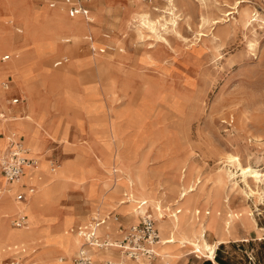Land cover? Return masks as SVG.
Listing matches in <instances>:
<instances>
[{
    "label": "rangeland",
    "instance_id": "1",
    "mask_svg": "<svg viewBox=\"0 0 264 264\" xmlns=\"http://www.w3.org/2000/svg\"><path fill=\"white\" fill-rule=\"evenodd\" d=\"M21 1L22 10L10 13L8 20L3 21L12 32L19 31V39L16 38L17 45L14 43L10 52L0 48V57L9 56L0 62V67L10 64L14 57L22 59L21 47L26 53L32 52L33 59L25 62L21 71L26 89L22 91L10 74H1L0 83L10 76L23 100L39 88L45 93L47 103L52 102L54 108L51 116L45 117L43 112L49 108L41 98L42 122H54V140L44 134L34 144L28 141L23 133L30 125L26 114L7 124L16 136L23 137L24 146L32 150V156H39L44 167L56 172L71 160L67 181L36 213L34 226L38 234L23 241L41 240L40 247L58 245L71 230L76 234V227L94 214L106 215L121 204L120 200H126L122 193L114 197L110 193L105 195L115 180L124 186V177H114L108 172L110 166L103 169L92 153L85 154L83 147L87 143L101 150L104 157L114 155L128 167L148 172L162 193L158 207L170 208V212L164 215L160 210V214L172 216L180 210L177 216L186 215L192 225L205 228L203 236L207 243L212 244L217 238L208 227L209 217H221L225 210L236 216L248 214L258 230L245 232L242 227L237 228L228 243L217 247L213 259L192 253L189 248L176 247L163 253L177 252L180 258H166L157 243L155 252L161 258L160 264H264V0H90L88 11L93 22L88 24L78 16L75 18L86 23L92 33L90 40L86 33L78 38L73 62L61 52L44 58V66L50 72L65 71L69 65L75 71L69 80L53 87L40 77L42 70L37 60L48 53L47 45L55 30L51 10L61 5L69 18L66 6L57 2L49 7L48 0ZM238 5L239 10L243 7L250 13L245 25L236 14ZM34 24L38 25L35 33H29L25 40L26 25L31 28ZM68 35L62 29L60 36ZM63 40H56L60 47L71 43L70 39ZM11 52L16 55H9ZM61 59L64 62L53 67V62ZM2 96L0 88V106L7 110ZM112 130L119 133L117 143L111 139ZM76 154L80 161L75 159ZM230 157H234L231 162ZM49 162L53 167L59 164V168H50ZM42 165L37 171L42 170ZM241 168L256 170L259 183L255 184L247 175L242 178ZM153 180L146 181L153 186ZM103 182L108 188L100 185ZM189 186L193 191L188 200L174 203L182 187L187 192ZM42 191L38 188L27 207ZM101 194L105 195L102 204ZM79 196L85 197L91 208L87 213H83ZM145 203L149 206L145 214L156 220L159 212H155L153 203ZM130 207L126 204L123 208ZM14 210L15 204L12 209L0 204V224L4 223L8 233L28 230V208V224L23 228L10 225ZM59 210L76 216L78 221L74 223L75 218L70 215L59 218ZM5 214L8 216L4 217ZM122 216H130L131 223H136L132 215ZM156 225L159 230L158 220ZM158 235L163 237L160 230ZM17 243L20 242L5 244L0 240L1 264L9 262L11 254L18 252V257L31 247L11 251ZM79 244L80 240L70 256L59 252L53 259L43 257L35 261L67 264L70 258L71 263Z\"/></svg>",
    "mask_w": 264,
    "mask_h": 264
},
{
    "label": "bare ground",
    "instance_id": "2",
    "mask_svg": "<svg viewBox=\"0 0 264 264\" xmlns=\"http://www.w3.org/2000/svg\"><path fill=\"white\" fill-rule=\"evenodd\" d=\"M238 4L240 5V3H238ZM239 5H238V9L236 11V14L238 15L239 22L242 23L243 25H245L246 23H248L249 19L251 18L250 13L246 8H243V7L239 10V7H240ZM59 6H60L59 8L51 10L52 11L51 12L52 13V21H53V25H55V30L51 34L52 37L50 38L48 45H47L46 52L48 51V53L44 57H41L39 60H37L38 63L40 64L39 70H42V71H40V77L46 79L49 82L51 87L55 86L56 84H59V83L62 84L63 82H66L67 80H69L72 77L73 74H75V71H73L72 67L69 65L65 71H60V72L59 71L58 72L52 71V72H50L44 66V58H46L47 56H52L54 54L61 52L65 56L69 57L71 59V63H72L73 62L72 61L73 60L72 52L74 51L76 46H78V42H77L78 38L81 37L80 35L84 34V33L88 34L89 38H90L91 33H92L91 29L89 27H87V24L84 23L83 21H81L80 19L75 18V17H73V19L65 17V13L63 11L62 6L61 5H59ZM88 18L92 23L93 17L91 14L89 15ZM37 27H38V25H35V24L31 25V28L26 25L27 32H26L24 39L25 40L29 39L28 38L29 33L33 32V34H34ZM62 29H64L69 34L68 38H65V37L62 38L60 36ZM149 29L153 30V28L151 26H149ZM35 37H36V35H35ZM84 37H88V36H84ZM82 38H83V36H82ZM57 39L61 40V41L63 39H64L63 41H68V39H70L71 43L68 45H64L63 47H60L56 42ZM13 45H14V43L9 45L8 47L6 46L5 47L6 51H9V52L12 51V49L14 48ZM0 48H2L1 45H0ZM20 49H21L22 55H23L22 59L15 60V57H14V59H12L10 64L0 67V75L1 74H10L11 76L14 77V80H15L17 86L22 91H25V89H26L25 85L21 81L22 66H23V64H25V62L31 61L33 58H32V54H31L32 52L26 53V51H23L24 47H21ZM9 55L14 56V55H16V53L11 52V54H9ZM91 61L92 60H90L89 62H91ZM42 66H44V67H42ZM30 97H31V95L28 94V96H27V101H28L27 110H28V112L26 113L25 118L30 123L31 126L29 125V127L27 129H25L23 133L26 135L28 141H30L32 144L36 143L38 141V139H40V137L42 138L44 136V134H46L47 136L51 137L52 140H54V138L52 136V128L54 126L53 125L54 122H52L51 124H45L42 122V119H43V117L41 116L42 112H39L37 109L38 108V105H37L38 102L31 101ZM4 102H5V100H4ZM10 119L11 118H9L5 115L4 118H2L0 120V131L3 130L1 127V123L7 122ZM16 119H14V120H16ZM5 135L6 134H4V136L2 137L4 139V145H5V141L7 140V138L10 135H12L13 137L16 136V134L14 132L8 133L7 136H5ZM110 135H111V139L117 143L118 139H119V133L116 132L115 130H112ZM63 140L65 141V137ZM3 146L0 147V156L2 155V152L4 150V148H2ZM24 148L26 149V155L25 156L27 158H30L33 160L34 166H24L22 169L21 176H19L16 180L11 182L10 184H6L4 179L0 176L1 182L3 184V186L0 188V195H5V196L0 197V204L2 205L3 208H6V209H12L14 204H15V210H14V213L12 214V216H14V217L15 216H25V220H26L27 224H28V220H27V216H26V210L28 208L27 211H28V216L30 218L29 221L31 223V227L28 230L22 231L19 233H8V228L4 225V223L3 224L1 223L0 224V240L2 242H4L5 244L21 242L25 239L32 237L35 234H38V232L36 231L35 226H34V224L37 222L36 221L37 220L36 219V213H37L38 209L51 201L53 193L56 192L60 188V186L63 184L64 180L68 179V176L66 175V173L70 172L69 163L71 160L66 161L64 163V169L58 170L56 172L44 167V165H42V170L37 171L39 169V166H40L39 156L37 154H34L33 152L32 153L34 154L35 157L32 156L30 154L31 149L27 146H24ZM83 148H85V150H86L85 154L86 153H92V155L97 159V164L101 165L103 167V169L106 168L107 166H110L109 167L110 170L108 171L109 174L111 173V175H113L116 178L120 177V176L124 177V180H125L124 186L119 184L117 182V180H115V183L110 187V190H108V189L106 190L107 192L105 195H107V193H110L114 197V196L122 193L123 197H125L123 199H126V200H120L119 202H121V204L118 207H116L110 211H123L128 215H132L136 221L137 215L141 216L144 213H146L145 208L149 209L148 204L145 203V202H149V203H153V209L155 210V212H159L161 210V212H163L164 215H165V213L170 212V208H162L161 209V207H158V204L162 203V199L159 197V194H162V193L160 192L158 183L156 182V180H153L152 176L150 174H148V172L147 173L144 172L143 169L140 167H137L136 169H132V168L128 167L125 163L119 162L117 157L114 155H107L106 157H104L102 155V151L96 149L93 145L84 143ZM75 159H78V161H80L78 154H76ZM233 159H234V157H230L228 160L232 161ZM236 161H237L236 165L238 164L237 166H240V164L238 163L239 160H236ZM49 165H50V162H49ZM232 165H234V164H232ZM50 168H52V169L59 168V164L55 165V167H52V165H50ZM29 170L35 171V173L33 175L35 182L38 185V188H42L43 191H42V194L38 195L30 203L29 207H27L29 199L38 192V188L35 186V184L33 183L31 178H29L27 183L22 182L23 177L25 176L26 172ZM240 171H241V174L243 175L242 178H245V175H247L249 179H251L252 181L255 182V184L260 180L259 173L256 170H253L250 168H241ZM148 178L153 180V186H151L148 183V181H146V180H148ZM44 183H46V185ZM242 183H243V181H242ZM246 183L247 182L244 180L245 185H246ZM20 184H24V185L31 184L34 186V190L32 191L31 195L26 197V199H27L26 202H17L13 198L12 192L16 191V190H21L19 188ZM100 185L108 188V185L104 182L101 183ZM191 188L192 187L189 186L190 190L185 192V189L182 187V189H181L182 191L178 195V197L176 198L177 200L175 199L174 203L178 204L179 201L181 202L183 200H184V202H182V203H185L189 198V196H188L189 193L193 191V189H191ZM248 189H249V187H248ZM111 190H113V192H110ZM175 190H176V185L174 187H172L173 194H175L174 193V192H176ZM249 194L253 195V191L251 189H249ZM105 195L104 194L100 195L99 202H101V204L103 203ZM2 197H4V198L1 199ZM10 198H12L14 204L10 200ZM125 202H127L129 204L132 203L131 204L132 207H130L129 209L123 208L125 206L124 204H127ZM141 203L144 204L143 207H138L139 204H141ZM96 207H98V206H96ZM179 211L180 210L173 212L172 216H163L159 212V213H156V215H155L156 220L153 219L155 222V227H156L157 231L159 232V230H160V232L163 236L161 239L159 238L160 241H158L159 251L161 253H163V251H165V250H169L170 247H176V249L177 248H189L190 251H192V253L198 254L201 257L207 256V257L213 259L214 255H215V250L217 249V247L222 245V244L228 243V240L231 237H234V235L236 234L237 228L242 227L245 230V232H249L250 230L258 232V230L254 227L253 221L252 222L250 221L248 214L243 213V214L236 216L234 214H229L225 210L223 212L224 213L223 216H221V217H216L215 215H214V217H209V226L208 227L214 232V235L217 237L216 240L212 244H209V243H207L205 236H203V233H205V228L204 227L201 228L200 225H196V226L192 225L189 221V218H186L187 217L186 215L177 216L176 214ZM2 213L0 212V214H2ZM218 215L220 216L221 212L218 213ZM7 216L8 215H6V214L4 215V217H7ZM157 220L160 224L159 230H158V227L156 225ZM71 231L68 233V235L65 238H63L61 240L60 244H58V245L52 244V245L42 246L37 251H36V249L40 245H42L41 240L28 241V242H24L21 244L14 245L12 247L11 251H15L18 248H24V247H27L30 245H31V247L28 250L29 255L27 254L28 252H26V253H23L25 255L22 254L18 257H15V255L18 253V252H15L14 254H11L10 257H12V256L13 257L10 261H12L13 263L16 262V263H21V264H47L45 262H36L34 260H36L37 258H43V257L47 258V259H53V257L56 255V253H59V252H61L63 254H67L70 256V253L72 252V250H74V247L76 246L78 241L80 240L79 246L81 245V242H82L80 237L74 233H71ZM98 232H99V234L104 233L103 231H99V230H98ZM78 238H79V240H78ZM155 246H156V244L153 247V252L156 256V261L158 262V264H160V262H159L160 256L158 254H156ZM7 248H8V246H7ZM98 254L99 253H96L94 251L91 252V258L93 260L97 261V255ZM163 254L166 258L169 257V258H172L175 260L180 258L179 256H177L179 254L177 252L176 253L168 252V254H165V253H163ZM31 255H33L34 260H32L30 258ZM74 255H75V253L73 254V256ZM27 258H29V259H27ZM25 259H27V261L25 263L21 262V260L23 261ZM58 260H60V259H58ZM118 260L124 261L126 264H129V263L130 264H148L145 261L134 262V261H131V260L124 258L121 255H118ZM171 261H173V260H171ZM69 262H70V258L67 261V264H72V262L71 263H69ZM0 264H1V261H0ZM165 264H169V263H167V261H166ZM171 264H175V261Z\"/></svg>",
    "mask_w": 264,
    "mask_h": 264
},
{
    "label": "built area",
    "instance_id": "3",
    "mask_svg": "<svg viewBox=\"0 0 264 264\" xmlns=\"http://www.w3.org/2000/svg\"><path fill=\"white\" fill-rule=\"evenodd\" d=\"M48 6L53 7L57 2L66 6V13L69 18L78 16L86 23L90 24L89 11L87 4L90 0H48ZM88 40L90 38L88 37ZM7 59L3 56L1 60ZM64 59L53 62V66H59ZM3 90H6L8 85L6 82L0 84ZM17 100L11 99L10 104H15ZM1 117V116H0ZM7 146H5L2 155L0 156V176L4 179L6 184L16 180L22 174L24 166H34L32 159L27 158L26 149L24 146L15 141L13 136L7 138ZM53 167V164H51ZM33 188H26L24 193H17L14 195V200L18 202L25 201L26 195H30ZM139 205L138 207H140ZM137 207V208H138ZM111 213L106 215L95 214L85 224L77 227L76 235L81 239V245L77 248L75 255L72 257V264H94L91 258V252H96L106 249H114L118 255L124 258L137 262L145 261L148 264H156V256L153 252V247L159 241L158 232L154 226L153 220L145 213L139 216V222L135 225H130L124 228L120 237L114 241L107 240L101 237L98 230L105 224V221ZM115 221L116 217L111 216ZM10 225L14 228H23L26 226V220L23 216H16L10 221ZM4 264H21L16 262H6ZM102 264H126L121 260H104Z\"/></svg>",
    "mask_w": 264,
    "mask_h": 264
},
{
    "label": "crops",
    "instance_id": "4",
    "mask_svg": "<svg viewBox=\"0 0 264 264\" xmlns=\"http://www.w3.org/2000/svg\"><path fill=\"white\" fill-rule=\"evenodd\" d=\"M90 2V1H89ZM21 3H22V1L21 0H16V1H14V0H0V45H1V49H5V47L7 46H9V45H11L12 43H15L16 44V38H18L19 39V36H17V34L16 33H18L19 34V31L18 30H16V32H12L11 31V29L9 28V26H5V24H4V19H6V20H8V15L10 14V13H12V14H17L20 10H22V5H21ZM89 6V3H88V5H87V7ZM89 8V7H88ZM16 19V18H15ZM15 22H18V21H16V20H14ZM14 22V23H15ZM14 33V34H13ZM17 45V44H16ZM14 46V45H13ZM1 52H3V51H1ZM0 52V53H1ZM3 56H7V57H9L8 56V54H6V55H2L1 57H0V62L2 63V62H5L6 61V59L5 60H1V58L3 57ZM54 67V66H53ZM3 82H6L7 83V85H8V87H7V89L6 90H3L2 88H1V86H0V88H1V91L3 92V96H2V98L1 99H3V100H5V102H7V107H8V109L7 110H3V109H1V106H0V120L2 119V118H4V116L6 115L7 117H9V118H11L9 121H7V122H13V121H16V120H14V119H16V118H21V117H24V115L28 112V110H27V103H28V101H27V97L25 96V100H23L24 99V97L22 98L20 95H21V92L19 91V89L16 87V86H14L13 85V83H12V79H11V77L10 76H7L6 78H4L2 81H1V83H3ZM0 83V84H1ZM16 99L17 100V102L15 103V104H10L9 103V101L11 100V99ZM41 98H43L44 99V101H45V105H47L46 107L47 108H49L48 109V111H46V112H43V114L45 115V117H47L48 115H50L51 116V114H52V111H53V108H54V105L52 104V102L51 103H47V101H46V95H45V93L43 92V93H41L40 92V88H39V91H38V89L37 90H33V93L31 94V97H30V99H31V101H36V102H38V111L39 112H41L42 111V102H41ZM7 114H10V116H8ZM12 114H18V115H20V117H15V116H13ZM44 119H46V118H44ZM47 120V119H46ZM7 122H4V123H2V125H3V127H2V129L4 130H1L0 131V147L1 146H3L4 145V139L2 138L3 136H4V134H8V132L10 133V132H14L15 134H16V132H15V130L12 128V127H10V126H8V124H7ZM49 121H46V123H48ZM51 122V121H50ZM49 122V123H50ZM7 125H6V124ZM6 125V126H5ZM9 128L8 130L6 129V128ZM13 139L15 140V141H17V142H19V143H21L23 146H24V143H23V137L22 136H14L13 137ZM46 144L47 143H45V145L44 146H46ZM5 146H7V141H5V145L2 147V148H5ZM40 159V158H39ZM42 160L40 159V166L42 165ZM39 166V167H40ZM34 173H35V171H27L26 172V174H25V176L23 177V179H22V182H24V183H27L28 182V180H29V178H31L32 179V181H33V183L35 184V186L38 188V186H37V184H36V182H35V179H34ZM2 183V182H1ZM10 184V183H9ZM28 187H31V188H33V190H34V186L33 185H31V184H27V185H24V184H20V186H19V188L21 189V190H16V191H14L13 192V197H14V195L15 194H17V193H19V192H21V193H24L25 194V191H26V188H28ZM38 193V192H37ZM36 193V194H37ZM31 195V194H30ZM1 196H3V195H0V197ZM27 196H29V195H26V197ZM26 197H25V201H23V202H26ZM80 197V199L83 201V213L84 212H88L89 210H91V208H90V206L88 205V202L85 200V197H82V196H79ZM18 202V201H17ZM127 204H129V203H127ZM132 204V203H131ZM124 205H126V204H124ZM130 205V204H129ZM139 205H141L140 207H143V203H141V204H139ZM119 206V205H118ZM118 206H116V207H118ZM115 207V208H116ZM114 209V208H113ZM27 212V211H26ZM108 213H111V216H115L116 217V220L115 221H113L112 220V218H111V216L110 217H108V219L105 221V224L99 229V231H103L104 232V230L105 229H110L112 232L109 234V233H106V232H104L103 234H99L102 238L103 237H105L107 240H111V241H114V240H116V239H118L119 237H120V233H121V231L125 228V226L126 225H128V226H130V225H135V224H137L138 222H139V216L140 215H137V218H136V223H131V218H130V216H128V217H124V216H122V214L123 215H128V214H126L125 212H123V211H116V212H114V211H108L106 214H108ZM61 214V215H60ZM64 215H70V216H73L75 219H74V223L75 222H77L78 221V218L76 217V216H74V215H72V214H68L67 212H64V214H63V211H60L59 210V212H58V216H59V218L60 217H62V216H64ZM95 215V214H94ZM26 216H27V213H26ZM16 217V216H15ZM24 218H25V216H23ZM85 217V216H84ZM91 217H93V216H91ZM90 217V218H91ZM89 218V219H90ZM27 220H28V218H27ZM86 223V222H85ZM84 223V224H85ZM26 225H27V223H26ZM83 225V224H82ZM106 225V226H105ZM116 225V226H115ZM109 228H108V227ZM127 226V227H128ZM77 227H79V226H77ZM77 227H76V229H77ZM106 227V228H105ZM115 227H116V229H115ZM113 229H115V233L113 232ZM157 230V229H156ZM99 233V232H98ZM31 241H35V240H31ZM24 242H28V241H23V242H20V243H17V244H21V243H24ZM17 244H15V245H17ZM14 246V245H13ZM12 246V247H13ZM41 246V245H40ZM39 246V247H40ZM12 247H11V250H12ZM39 247L36 249V251L39 249ZM11 252V251H10ZM76 252V251H75ZM74 252V253H75ZM96 253H100L101 255H102V259L100 260L99 259V254L97 255V261H95V260H93L94 261V264H102V262L104 261V260H116V259H118V253L114 250V249H106V250H100V251H96ZM108 257H107V256ZM32 257H33V255H31V259H32ZM198 259V258H197ZM33 260V259H32ZM159 260H161V258L159 259ZM35 261V260H34Z\"/></svg>",
    "mask_w": 264,
    "mask_h": 264
}]
</instances>
